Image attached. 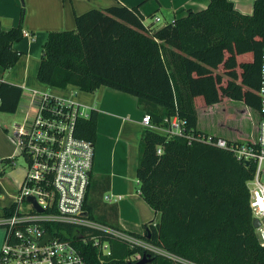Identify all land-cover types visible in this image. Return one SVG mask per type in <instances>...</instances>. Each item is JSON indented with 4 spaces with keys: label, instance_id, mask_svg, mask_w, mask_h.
Segmentation results:
<instances>
[{
    "label": "trees",
    "instance_id": "1",
    "mask_svg": "<svg viewBox=\"0 0 264 264\" xmlns=\"http://www.w3.org/2000/svg\"><path fill=\"white\" fill-rule=\"evenodd\" d=\"M139 4L90 7L75 14L73 28L48 30L41 45L40 82L74 84L85 91L111 86L135 95L153 123L163 125L164 117L177 114L193 134L168 136L150 127L141 132L138 190L158 217L145 223L142 233L123 228L117 205L103 201L109 178L90 177L83 206L101 227L81 225L85 240L78 245L88 264H103L100 256L104 264H130L143 250L154 255L151 264H264L246 185L252 163L194 136L205 132L196 127L198 96L201 104L227 97L259 108L254 89L260 79L264 0H254L251 13L237 10L231 0H209L206 7L187 8L157 27L144 23ZM23 36L20 23L5 27L0 21V112H14L22 96V86L2 74L19 58L13 42ZM246 52L252 58L239 61L237 55ZM95 122L91 108L88 117L78 118L76 134L94 141ZM116 230L159 251L132 243ZM78 234L72 240L79 241ZM94 238L108 243L109 254H99Z\"/></svg>",
    "mask_w": 264,
    "mask_h": 264
},
{
    "label": "built area",
    "instance_id": "2",
    "mask_svg": "<svg viewBox=\"0 0 264 264\" xmlns=\"http://www.w3.org/2000/svg\"><path fill=\"white\" fill-rule=\"evenodd\" d=\"M155 19L159 17L155 16ZM23 35L31 36L26 30ZM256 92L260 104L255 138L241 141L208 132H198L194 136L229 149L239 161L252 163L253 171L246 185L252 217L259 220L255 231L260 245L264 246V43L260 51V79ZM29 97L23 120L12 128L13 139L26 160V167L11 201L15 203L0 215V225L4 227L0 264H88L78 245L85 240L79 227L101 225L87 216L83 206L91 176L94 143L76 134V123L78 118L88 117L90 109L42 89H32ZM141 121L144 126L168 136H193L186 128L185 119L177 114L164 117L165 124L160 125L153 123L150 114L144 111ZM157 152H161V148ZM14 156L9 157L11 163ZM29 196L34 200L28 199ZM67 225L72 229L69 230ZM47 232L50 236L40 242ZM114 232L132 243L158 250L125 231ZM76 234L79 241L72 240ZM94 244L99 254H109L106 241L99 243L94 238ZM99 261L104 264L102 256Z\"/></svg>",
    "mask_w": 264,
    "mask_h": 264
},
{
    "label": "crops",
    "instance_id": "3",
    "mask_svg": "<svg viewBox=\"0 0 264 264\" xmlns=\"http://www.w3.org/2000/svg\"><path fill=\"white\" fill-rule=\"evenodd\" d=\"M25 1L26 13L22 28L28 31L31 36H23L21 40L13 42V46L20 50L21 54L16 63L3 72L2 78L22 86L23 92L18 107L24 96L27 99L24 102V106L28 105L31 91L36 88L68 98L87 106L89 109H96V135L93 141L94 157L90 177H93V180L98 182L106 177L109 178V184L102 194L103 201L117 205L118 222L123 228L142 233L145 223L150 220L155 222L158 218L154 209L140 195L136 177L139 139L141 132L147 127L141 121L144 110L138 105L135 95L104 84H101L94 91H85L74 84H68L66 87H57L40 82L36 73L40 61L41 45L46 38L48 30L73 28L75 26V14L90 7L102 8L117 2L126 5L140 3L139 9L144 16V23L157 27L185 14L187 8L200 9L206 7L209 0ZM231 1L237 10L243 13L252 12L254 0ZM2 13V10H0V16L3 15ZM155 16H158L159 19L156 20ZM251 58L252 53L250 52L237 55L239 61L250 60ZM221 68L222 66H219L218 70L221 71ZM256 89H254L255 92ZM230 99L232 98L226 97L218 102L202 104L203 111L211 110L212 107ZM237 101H240L239 104L243 107V111L249 113L252 117L254 121L252 130L248 131L250 126L247 124L244 132L240 131V134L234 135L208 130L200 127L198 122L196 127L228 139L245 141L255 138L259 119L258 109L249 106L243 100ZM1 125L4 129L8 128L2 123ZM0 135L9 139V135L2 130ZM13 155L7 157H12ZM3 158H6V156L0 157V215L3 207L10 204L13 200L15 190L24 174V170L22 173L16 171L13 168L14 162L11 163L10 160L5 161L8 165L4 166ZM105 195H109V197L105 198Z\"/></svg>",
    "mask_w": 264,
    "mask_h": 264
},
{
    "label": "rangeland",
    "instance_id": "4",
    "mask_svg": "<svg viewBox=\"0 0 264 264\" xmlns=\"http://www.w3.org/2000/svg\"><path fill=\"white\" fill-rule=\"evenodd\" d=\"M25 3V0H0V10L3 12V15L0 16L1 24L5 27H10L20 23L21 26H23L26 13ZM200 100L201 97L198 96L196 99V108L198 115L197 122L200 127L234 135L240 134V131L244 132L245 125L247 124L250 126L248 131H250V129L252 130L254 121L249 113L243 111V107L239 104L240 101L238 102L237 100L232 99L226 100L224 103L221 102V104L212 107L211 110L203 111ZM26 101V96H24L16 112H0V132L2 130L9 135V139L0 135V157H7L14 154L13 168L19 173H22L23 170H25L26 160L24 156L18 152L12 135V128L15 123L23 120L25 114L24 102ZM1 123L8 128L4 129ZM3 164L4 166L8 165L5 161ZM3 235L4 227L3 225H0V247L3 241ZM157 251H159V249ZM140 256L141 253L136 254V258Z\"/></svg>",
    "mask_w": 264,
    "mask_h": 264
},
{
    "label": "water",
    "instance_id": "5",
    "mask_svg": "<svg viewBox=\"0 0 264 264\" xmlns=\"http://www.w3.org/2000/svg\"><path fill=\"white\" fill-rule=\"evenodd\" d=\"M28 199L30 200H34V198L32 196H29ZM40 210V209H39ZM85 214V213H84ZM264 220V217H263ZM252 224L254 227H256L259 224V220L257 218H253L252 220ZM50 236V233L47 232L44 236V238H42L40 240V242H43L45 239H47ZM154 255L151 254V252L147 251V250H143L141 253V256L136 258L135 260H132L130 262V264H151V261L153 259Z\"/></svg>",
    "mask_w": 264,
    "mask_h": 264
}]
</instances>
